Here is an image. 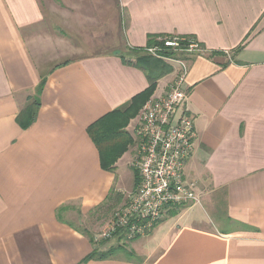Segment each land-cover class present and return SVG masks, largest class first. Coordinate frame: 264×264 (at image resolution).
Returning <instances> with one entry per match:
<instances>
[{
  "label": "crops",
  "instance_id": "obj_1",
  "mask_svg": "<svg viewBox=\"0 0 264 264\" xmlns=\"http://www.w3.org/2000/svg\"><path fill=\"white\" fill-rule=\"evenodd\" d=\"M162 35L205 48L184 85L197 134L185 176L201 204L129 241L132 258L89 264H264V0H0V264H79L107 251L85 218L112 192L120 203L136 191L134 170L120 168L135 169L136 153L103 170L88 128L149 87L130 50ZM165 62L172 72L151 99L176 79ZM33 103L23 130L17 118Z\"/></svg>",
  "mask_w": 264,
  "mask_h": 264
},
{
  "label": "built area",
  "instance_id": "obj_2",
  "mask_svg": "<svg viewBox=\"0 0 264 264\" xmlns=\"http://www.w3.org/2000/svg\"><path fill=\"white\" fill-rule=\"evenodd\" d=\"M163 41L166 48L176 51L204 52L194 43L179 50L183 41L181 36L172 35ZM160 52L159 47L146 49L152 56L176 63L179 70L167 94L150 99L141 111L133 129L137 155L141 157L138 163L140 182L128 204L113 214L100 235L101 240H115L120 237L119 232L126 242L145 237L171 209L201 204L197 183L188 181L185 176L197 138L194 118L186 107L188 93L184 89L189 64L186 60L162 57Z\"/></svg>",
  "mask_w": 264,
  "mask_h": 264
},
{
  "label": "trees",
  "instance_id": "obj_3",
  "mask_svg": "<svg viewBox=\"0 0 264 264\" xmlns=\"http://www.w3.org/2000/svg\"><path fill=\"white\" fill-rule=\"evenodd\" d=\"M168 37L172 36H152L149 38L146 48H135L130 50V53L132 54L130 57H133L132 64L145 72L149 87L144 92L135 96L129 103L104 116L88 128V134L100 153L101 166L105 171H114L116 164L124 154L128 152L129 148L133 146L135 147V139L127 131V128L131 121L139 115L145 104L154 95L159 79L172 72V66L169 63L146 53V49L159 47L161 49V52L159 53L160 56L174 60L190 61L195 56L200 55V53L189 54L185 51H176L174 49L166 48L163 39ZM181 38L183 41L180 44L179 50H185L191 43H194L199 49L205 51L204 46L199 43L195 36H181ZM37 109L38 105L33 103L20 113L17 121L23 130H28L34 124L37 116ZM134 172V189H137L140 182L139 173H137L136 169H134ZM113 194L114 193L112 192V195ZM112 195H110V202L113 200ZM181 210V208L171 209L168 212V217L171 218L179 215ZM119 234L120 237L117 239L121 241L122 238H124V235L120 232ZM107 242L109 241L102 240L97 242L95 240L93 243L97 245ZM124 249V245H117L107 251H101L96 248L79 264H89L92 260H108L113 258L117 252Z\"/></svg>",
  "mask_w": 264,
  "mask_h": 264
},
{
  "label": "rangeland",
  "instance_id": "obj_4",
  "mask_svg": "<svg viewBox=\"0 0 264 264\" xmlns=\"http://www.w3.org/2000/svg\"><path fill=\"white\" fill-rule=\"evenodd\" d=\"M136 142V141H135ZM135 147H136V143H135ZM135 149V153L133 154L135 155V164L134 167L138 173V163L140 161V155L137 153H139L138 151V147H136ZM138 151V152H137ZM133 152V153H134ZM125 166V165H124ZM123 164L120 167L121 169H123V171L126 172V175H130L131 172L134 170L133 167H131V165L129 166V168L127 166L124 167ZM125 169V170H124ZM131 170V172H130ZM131 176V175H130ZM128 176H126V178L124 180H127ZM126 184V181H125ZM127 185V184H126ZM131 185H133V180H131V182L129 183L128 187H130ZM136 190V189H135ZM132 194L128 195L127 197L123 198L122 201L120 203H116V202H110L107 206L103 207V209L100 210H96L93 213H91L88 217L85 218V225L83 226V228H88L91 233L93 235H95V240H97L98 242L102 241L100 238V235L103 233V231L105 230V228L107 227L108 223L111 221L113 214L123 208L125 205L128 204L130 198H131ZM219 196L218 198V208H220L221 210H223L224 205H223V195L222 194H214V199H216V197ZM76 215H74L73 217L70 218V216L68 217L72 222H75L76 224L80 221L81 218H79V215H77V213H75ZM168 217V215L165 216V218ZM164 218V219H165ZM163 219V220H164ZM101 244V243H100ZM105 244V249L109 250L110 248L116 247L117 245H124L125 249L122 251L117 252L115 255H120L126 258H132V255H129L130 253V246H128V242H126V240H122V241H116L112 240L109 241ZM104 244H101L102 246ZM131 254V253H130Z\"/></svg>",
  "mask_w": 264,
  "mask_h": 264
}]
</instances>
